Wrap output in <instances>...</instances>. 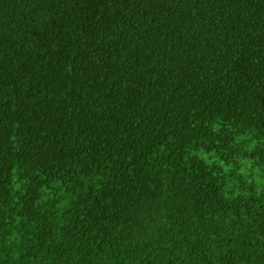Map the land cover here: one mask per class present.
I'll use <instances>...</instances> for the list:
<instances>
[{"label":"trees","instance_id":"trees-1","mask_svg":"<svg viewBox=\"0 0 264 264\" xmlns=\"http://www.w3.org/2000/svg\"><path fill=\"white\" fill-rule=\"evenodd\" d=\"M0 264H264V0H0Z\"/></svg>","mask_w":264,"mask_h":264}]
</instances>
